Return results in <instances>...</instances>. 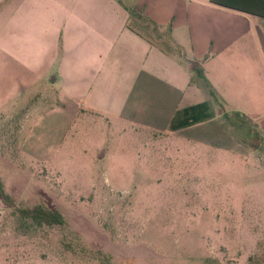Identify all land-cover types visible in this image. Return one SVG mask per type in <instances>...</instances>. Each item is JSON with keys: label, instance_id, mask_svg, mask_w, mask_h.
<instances>
[{"label": "rangeland", "instance_id": "1", "mask_svg": "<svg viewBox=\"0 0 264 264\" xmlns=\"http://www.w3.org/2000/svg\"><path fill=\"white\" fill-rule=\"evenodd\" d=\"M204 64L191 100L212 118L173 131L80 116L50 158L21 148L18 125L50 88L0 108V264H264V67L242 112L211 98ZM36 205L65 224L36 225Z\"/></svg>", "mask_w": 264, "mask_h": 264}, {"label": "crops", "instance_id": "2", "mask_svg": "<svg viewBox=\"0 0 264 264\" xmlns=\"http://www.w3.org/2000/svg\"><path fill=\"white\" fill-rule=\"evenodd\" d=\"M132 10L156 25L155 38ZM194 61L245 111L248 88L261 86L264 20L209 0H0V108L50 88L49 103L18 121L21 148L38 158L52 157L80 116L169 127L197 103Z\"/></svg>", "mask_w": 264, "mask_h": 264}, {"label": "trees", "instance_id": "3", "mask_svg": "<svg viewBox=\"0 0 264 264\" xmlns=\"http://www.w3.org/2000/svg\"><path fill=\"white\" fill-rule=\"evenodd\" d=\"M210 3L221 6L224 8H228L234 11H238L241 13H245L251 16H255L257 18L264 20V0H209ZM131 18H137L138 20L142 19L147 23L153 25L156 29V34L158 33L156 25L147 17L139 12H135V10L130 11ZM167 34L165 35L164 41H168ZM205 59V58H204ZM200 61L192 62V70L195 69L196 71L200 67ZM200 75L204 79V84L208 89V92L211 98L223 106L222 102L220 101L216 91L212 87V85L206 79L203 69L199 70ZM212 113L209 109V104L206 101L199 102L193 105H190L185 108H181L176 110L174 113L169 128L170 130H179L181 128H186L188 126H192L196 123L203 122L207 119L212 118ZM0 197L2 200L7 201L9 197H7L2 190L0 184ZM7 197V198H6ZM23 215L27 218H30L33 223L38 226H63L65 224V219L63 214L55 209V208H45L42 205H36L30 209H27L23 212Z\"/></svg>", "mask_w": 264, "mask_h": 264}]
</instances>
